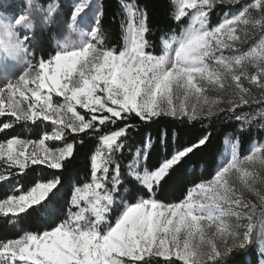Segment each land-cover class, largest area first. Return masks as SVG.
I'll return each mask as SVG.
<instances>
[{
  "label": "snow or ice",
  "instance_id": "snow-or-ice-1",
  "mask_svg": "<svg viewBox=\"0 0 264 264\" xmlns=\"http://www.w3.org/2000/svg\"><path fill=\"white\" fill-rule=\"evenodd\" d=\"M218 6L228 10L213 25ZM170 7L181 29L161 37L157 53L140 0L121 4L120 47L105 43L103 11H93L92 0H76L59 20L49 0L22 7L0 0V132L51 129L38 139L0 141V182L26 177L32 165L67 171L77 145L98 141L88 181L72 187L64 206L56 174L0 198L3 226L16 228L28 216L46 225L0 238V264H227L252 247L264 264V139L241 152L243 135L264 131V0H170ZM65 26L72 39L61 38ZM221 115L237 129L207 177L178 202L161 200L212 133L174 144L175 133L165 130L167 151L149 165L151 138L134 151L129 143L133 120ZM18 189L17 180L10 191Z\"/></svg>",
  "mask_w": 264,
  "mask_h": 264
},
{
  "label": "trees",
  "instance_id": "trees-1",
  "mask_svg": "<svg viewBox=\"0 0 264 264\" xmlns=\"http://www.w3.org/2000/svg\"><path fill=\"white\" fill-rule=\"evenodd\" d=\"M124 0H100L98 8L102 9L103 16L101 18L102 34L105 37V43L108 46H122L121 34V4ZM142 4L148 5L151 32L148 36L149 41L153 45L157 53L161 51V37H168L174 33H178L181 25H178L171 16L170 0H140ZM226 6H218L212 14L211 23L215 25L222 18V14L227 11ZM50 47V45H46ZM133 122L137 128L131 130V141L135 147L141 146L143 141L149 137L152 141V152L148 159L151 165L159 157L163 156L167 151V145L164 141L163 134L165 130L169 133H175L172 142L174 144H184L190 140H195L200 135L211 132V141L208 147L196 155L183 166L179 167L173 174V178L164 186L159 194L160 199L165 202H178L186 195L187 189L191 187L193 181H197L200 177H207L210 170L208 165L217 157L223 147L225 137L232 136L236 132L237 124L229 121L221 115L219 118L211 120L181 122L171 117H161L152 122H142L139 118H135ZM42 130L49 131L48 128H36L34 126L20 127L17 126L8 132L0 134V140L11 135H19L26 138L38 139ZM83 135V134H81ZM257 138H264V131L253 128L251 131L241 137V152H246L252 141ZM96 139H86L83 146L77 145L75 157L67 171L46 169L43 165H32L27 171L26 177H18L16 180L10 179L7 183L0 182V198H4L7 194H12L10 186L18 182L22 185V189H18L15 193H20L35 182L51 178L52 175H61L63 187L57 193V200L61 206L69 198L71 189L74 185H81L89 179V156L97 145ZM126 148L125 153L127 154ZM115 215V213H113ZM4 218L0 215V238H15L20 234L21 228L28 230L41 229L45 227V223L35 216L25 217L20 225L16 228L3 226ZM227 264H259V256L255 247L233 252L228 258Z\"/></svg>",
  "mask_w": 264,
  "mask_h": 264
},
{
  "label": "rangeland",
  "instance_id": "rangeland-1",
  "mask_svg": "<svg viewBox=\"0 0 264 264\" xmlns=\"http://www.w3.org/2000/svg\"><path fill=\"white\" fill-rule=\"evenodd\" d=\"M99 1L100 0H92V4L94 5L93 11H95V8H98ZM10 2L22 7L24 2H25V0H10ZM49 2L57 3L58 9L60 10L59 15L57 16V19L59 20V19H61L63 17H67V15L69 14V12H70L73 4L76 2V0H49ZM89 26H91V14L89 15ZM51 31L55 32L56 31L55 27H53L51 29ZM38 34H39V32H38ZM61 38H66V39H72L73 38V34H72L71 30L68 29L66 26H65V30L63 32V36ZM51 46L52 45H50V47ZM224 107H226V106H224ZM0 119H3V118H0ZM48 130L50 131L51 129H48ZM1 133L2 132H0V134ZM20 137L21 138H26V137H23V136H20ZM229 137H231V136H229ZM0 141H2V139ZM52 143L53 142H49L50 145ZM15 192H12V194H16ZM18 194H20V193H18ZM0 215H2V214H0ZM259 264H262V262L260 261V258H259Z\"/></svg>",
  "mask_w": 264,
  "mask_h": 264
}]
</instances>
